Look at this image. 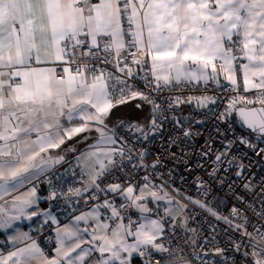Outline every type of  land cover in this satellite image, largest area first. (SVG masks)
<instances>
[{
	"label": "snow or ice",
	"instance_id": "1",
	"mask_svg": "<svg viewBox=\"0 0 264 264\" xmlns=\"http://www.w3.org/2000/svg\"><path fill=\"white\" fill-rule=\"evenodd\" d=\"M132 101L143 121L113 120ZM165 131L169 159L197 157L199 199L149 162L142 142ZM68 153L84 186L65 192L49 174ZM253 158L264 164V0H0V232L15 233L0 264H264ZM214 186L236 202L227 214ZM72 198L87 210L55 229L51 256L14 228L41 218L42 232L57 224L52 202ZM189 204L212 218L207 235Z\"/></svg>",
	"mask_w": 264,
	"mask_h": 264
},
{
	"label": "built area",
	"instance_id": "2",
	"mask_svg": "<svg viewBox=\"0 0 264 264\" xmlns=\"http://www.w3.org/2000/svg\"><path fill=\"white\" fill-rule=\"evenodd\" d=\"M140 87H143V83L141 81H138ZM179 92H165L161 94L160 99L161 101H164L165 97L167 96H175L180 95ZM194 95H200L199 92L192 93ZM222 107V105H221ZM178 115V114H177ZM170 127V126H166ZM117 132L121 135L125 136H131V133L127 131V129H117ZM207 136V130L204 131V135L201 136L198 140V143L202 144L204 138ZM142 144L147 147V149L150 152L149 156V162L151 160H154L157 156H160L163 160V164L159 168L160 174L167 177L169 182L172 184V188L179 190L180 194L182 196H191L193 199H199L200 193L197 191L196 186L192 184L193 175L190 174L189 171H186V167L188 169H192L195 171H198L195 160L197 157L195 156H189L187 157V163L181 162L180 159H169L168 153L165 152V148L168 146V132L165 131L162 135L157 136L156 138L152 139L151 143L142 142ZM171 151L179 153L180 149L178 148H172ZM258 158H253V164L252 168L250 169L251 175L247 177V179L251 180L254 186H259L261 183H264V164L257 162ZM69 172V171H67ZM171 173L169 176L168 174ZM119 178L123 180V174H118ZM59 177V178H58ZM75 176L67 177L65 179L62 178L60 175H56L53 178V183L58 187L62 188L63 191H67L68 187H75ZM226 188L221 189L219 186H214V195L216 197V200L221 201L220 203V211L224 214H227L229 208L235 204L236 202L231 198V194L226 195L225 194ZM235 191L242 192L240 182H237L235 185ZM173 195H176L175 192L172 193ZM180 197L178 196L177 199ZM73 203L71 206L64 203L63 200L60 201H53V208L56 212L65 214L67 217H70L71 215L75 214V211L77 210V204L83 206V208H87V206L84 205L83 200L79 199L77 202L76 198H72ZM249 201L256 200L255 197L249 196L247 197ZM182 203H188L187 200H183ZM213 203L215 204L216 201L214 200ZM259 207V204L256 205ZM187 211L190 214L189 219V227L196 228L198 231H201L204 235H207L209 232V224L208 221H210L212 218L207 217L203 212L200 211V209L193 207V205L189 204ZM249 215H253L252 213H249ZM214 223V221H213ZM54 225L48 223L43 226L42 232L41 229H38L34 231V238L37 240L38 244L41 245V248L46 253H51L55 245L56 240V233L55 229L53 227ZM227 237L225 235H222L219 238V242L222 246L226 244ZM175 246V242H174ZM187 251V249H186ZM228 255H232V253H228ZM239 257V254H236V256L233 257V260H236ZM218 259V258H217Z\"/></svg>",
	"mask_w": 264,
	"mask_h": 264
},
{
	"label": "crops",
	"instance_id": "3",
	"mask_svg": "<svg viewBox=\"0 0 264 264\" xmlns=\"http://www.w3.org/2000/svg\"><path fill=\"white\" fill-rule=\"evenodd\" d=\"M139 103V101H132L129 104L121 105L119 108H116L113 110V120H116L117 118H126L130 121H143L144 116L146 115V109L144 112H141L140 110L135 108V104ZM184 114H187L189 111V108L184 107L183 109ZM179 115L180 113L177 112ZM110 126H112V122L110 121ZM94 135V134H93ZM91 141H89L90 143ZM69 144H74L75 140L69 141ZM78 149H82L85 147L84 144H78L76 145ZM64 147H67L65 145ZM59 151H62L59 150ZM55 154V153H53ZM68 169L69 172H66L65 170ZM75 173V174H73ZM49 175L52 176V179L56 175L62 176L63 179L71 176H75V187L74 188H82L84 186L83 181L80 176V168L76 167V160L73 157V154L68 153L67 154V163H64L62 165H57L54 173H50ZM87 177H84V180H86ZM40 187V195L42 199L39 201V206L42 210H48L49 208V202L43 197L47 196L49 191V186L47 183H43L39 185ZM26 189H21L20 191L23 192ZM18 193H13V195H17ZM10 199V197L8 198ZM3 201H0V204H2ZM87 208H83V206L77 204V210L75 211V214L71 215L70 217H67L65 214L58 213L53 208V202H52V215L57 217V224H52L51 221H49L50 224L54 225V229L57 227H63L66 224H71L75 218V216L80 215L81 211H86ZM42 222L41 218H33V221L28 220H21L17 221L14 225V228L17 232H28L33 238H34V231L40 229V224ZM46 225V224H45ZM83 227V225H81ZM15 233L12 230H9L8 232H0V251H3L4 254H7V248L11 247L10 244H7V239L9 235H14ZM71 243V242H69ZM40 245V244H39ZM22 246V245H18ZM41 246V245H40ZM55 248V247H54ZM53 248V249H54ZM48 255H52L53 252L47 253Z\"/></svg>",
	"mask_w": 264,
	"mask_h": 264
}]
</instances>
